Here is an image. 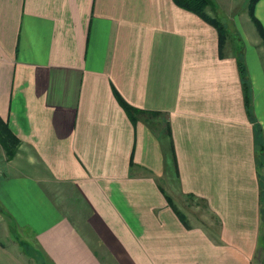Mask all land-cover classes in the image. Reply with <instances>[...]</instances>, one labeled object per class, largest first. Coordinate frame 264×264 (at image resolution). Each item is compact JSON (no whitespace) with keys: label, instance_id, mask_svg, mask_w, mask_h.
<instances>
[{"label":"crops","instance_id":"1","mask_svg":"<svg viewBox=\"0 0 264 264\" xmlns=\"http://www.w3.org/2000/svg\"><path fill=\"white\" fill-rule=\"evenodd\" d=\"M250 37L240 57L219 50L173 0H0V117L19 140L10 160L0 146V264H264V45Z\"/></svg>","mask_w":264,"mask_h":264},{"label":"trees","instance_id":"2","mask_svg":"<svg viewBox=\"0 0 264 264\" xmlns=\"http://www.w3.org/2000/svg\"><path fill=\"white\" fill-rule=\"evenodd\" d=\"M258 0H249L248 4V15H249V20L252 21L254 24V27L256 29V33L261 37V40L264 45V29L261 25V23L256 20L254 16V5ZM174 4L178 6V8L191 12L198 16L200 19H202L204 22L214 26L219 34V50H222L226 41V30L224 26L217 20L216 17H211L207 14L206 8L210 7L212 8L213 2L212 0H173ZM239 57L240 54L238 53ZM239 59V58H238ZM238 67H239V74L241 77L242 81V86H243V94H244V102L247 107V109L250 108V100H251V88L250 85L248 84V78H247V73L245 72V66L241 59L237 61ZM121 103L122 107L124 108L125 112L127 113L126 115L129 116L131 121L137 120V117L139 114L143 113L140 110H137L135 108H132L128 106L127 104L121 102L120 100L118 101ZM19 140L18 138L11 133V130L9 129V126L7 122L1 119L0 117V146L5 152L6 159H12L14 155L16 154L17 148H18ZM264 211V208L262 209ZM11 228H14V225L11 226ZM23 248V247H22ZM25 249V248H23Z\"/></svg>","mask_w":264,"mask_h":264},{"label":"rangeland","instance_id":"3","mask_svg":"<svg viewBox=\"0 0 264 264\" xmlns=\"http://www.w3.org/2000/svg\"><path fill=\"white\" fill-rule=\"evenodd\" d=\"M219 3L220 6L216 8V10L214 9V11H217L215 12L217 15L215 14V16L211 17H216L217 20L224 26L227 34L226 40H229L230 42L228 47H230L231 53L237 55L239 53L238 49H241L239 46L241 45L240 43L243 41V39L248 40L250 43L253 42L252 38L250 37L251 35L255 39L258 36L257 33H255L256 31L254 30V24L251 20H249L250 18L247 7L249 0H219ZM207 9L209 10L210 7H207L206 11ZM261 179L264 182V172L261 174ZM262 195L263 198L261 200H263V205L261 208H264V187ZM187 207V210L183 209V212H186L185 215L188 214V216L193 217L199 222H202V219L204 220L203 216H209L202 208L201 204L193 200L187 202ZM260 213V219L264 224V211L261 210ZM2 219L4 218L0 216V242H2L4 245H8L13 236L12 233L9 232L8 236L10 237H4L3 225L6 222H3ZM262 238L264 237L259 238L261 239V242L263 241Z\"/></svg>","mask_w":264,"mask_h":264}]
</instances>
